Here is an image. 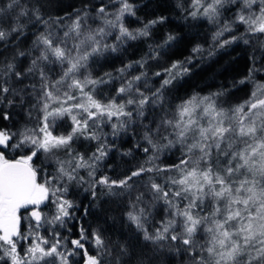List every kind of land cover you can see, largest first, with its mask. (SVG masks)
<instances>
[{
    "label": "snow or ice",
    "instance_id": "1",
    "mask_svg": "<svg viewBox=\"0 0 264 264\" xmlns=\"http://www.w3.org/2000/svg\"><path fill=\"white\" fill-rule=\"evenodd\" d=\"M137 7L93 0L53 17L41 0H0V264H153L164 249L184 264H264V82L235 105L225 88L175 96L205 50L195 44L150 72L178 40L171 33L141 59L97 73L166 20L131 29ZM184 12L216 28L212 48H253L239 84L264 71V0H190ZM124 137L127 150L117 147ZM109 198L143 241L138 256L84 223Z\"/></svg>",
    "mask_w": 264,
    "mask_h": 264
},
{
    "label": "trees",
    "instance_id": "2",
    "mask_svg": "<svg viewBox=\"0 0 264 264\" xmlns=\"http://www.w3.org/2000/svg\"><path fill=\"white\" fill-rule=\"evenodd\" d=\"M92 2L93 0H41L45 11L53 17L72 13L74 9H80L85 3ZM134 3L138 5L136 17H128L126 20L131 29L142 27L143 24L158 17H166V20L152 27L150 38L129 41L124 55L119 58H109L107 61H101L100 64L94 65L97 73L114 71L122 62L141 59L148 52L149 44L159 45L171 33L177 36L178 40L168 47L158 60L150 61V72L161 71L169 67L173 61L185 60L191 55V49L195 44L202 45L205 50L202 58L197 57L194 60L190 72L179 79L170 89L175 96L184 97L193 92L207 94L225 88L228 91V103L235 105L248 98L253 90V83L264 82V71H257L254 73L252 81L246 84L238 83L248 76L249 69L252 67L249 57L252 55L253 48L242 42L227 45L223 49L212 48V36L216 28L207 21L185 19L184 8L190 6V0H134ZM232 11L234 12L235 9ZM225 15L230 17L232 13ZM239 31H243V26H240ZM231 35H239V32L225 33L220 39H230ZM21 47H24V44H21ZM209 50L213 51L214 55L209 56ZM256 55L259 57V51ZM256 67L258 69L264 67V61L258 59ZM161 79L162 77L155 78L156 86L159 85ZM233 85L235 86L233 87ZM239 91L244 95L235 97ZM65 128H67L66 124L57 128L56 132L59 134ZM132 143L130 138L124 137L123 141H117V147L127 150L132 146ZM80 150L84 151L85 149L80 146ZM12 157L18 158L19 154L9 153V158ZM41 159L42 157L35 159L37 166L40 165ZM109 162L114 166H122L116 153H113ZM84 203L87 204L88 201L85 200ZM21 212L23 213L24 210L21 209ZM123 213L124 207L118 202L111 198L104 199L94 206L92 214L85 218L84 223L90 225L91 228L103 229L104 236L112 242H130V246H135L134 251L138 256L142 251L143 241L137 242L134 238L133 230L124 219ZM73 231L75 232L76 229L74 228ZM90 251L95 253V248ZM74 260L77 261V264H83V260L79 256L74 257ZM153 264H184V262L179 254L164 249L156 253Z\"/></svg>",
    "mask_w": 264,
    "mask_h": 264
},
{
    "label": "rangeland",
    "instance_id": "3",
    "mask_svg": "<svg viewBox=\"0 0 264 264\" xmlns=\"http://www.w3.org/2000/svg\"><path fill=\"white\" fill-rule=\"evenodd\" d=\"M243 95H244V93L239 91V92H237V94L235 95V97H236V96H237V97H242ZM228 97H229V96L226 97L227 100H228Z\"/></svg>",
    "mask_w": 264,
    "mask_h": 264
}]
</instances>
